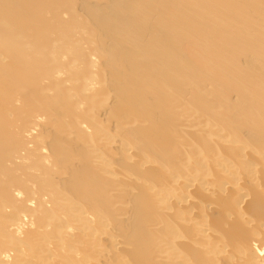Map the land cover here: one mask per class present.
Returning <instances> with one entry per match:
<instances>
[{
    "label": "bare ground",
    "instance_id": "obj_1",
    "mask_svg": "<svg viewBox=\"0 0 264 264\" xmlns=\"http://www.w3.org/2000/svg\"><path fill=\"white\" fill-rule=\"evenodd\" d=\"M0 264H264V0H0Z\"/></svg>",
    "mask_w": 264,
    "mask_h": 264
}]
</instances>
